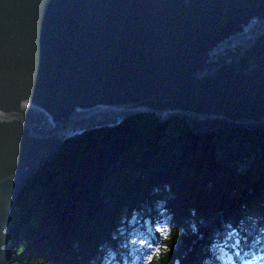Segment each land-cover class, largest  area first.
<instances>
[{
  "label": "water",
  "instance_id": "obj_1",
  "mask_svg": "<svg viewBox=\"0 0 264 264\" xmlns=\"http://www.w3.org/2000/svg\"><path fill=\"white\" fill-rule=\"evenodd\" d=\"M141 113L264 131V0H0V264L29 178Z\"/></svg>",
  "mask_w": 264,
  "mask_h": 264
},
{
  "label": "trees",
  "instance_id": "obj_2",
  "mask_svg": "<svg viewBox=\"0 0 264 264\" xmlns=\"http://www.w3.org/2000/svg\"><path fill=\"white\" fill-rule=\"evenodd\" d=\"M137 228L146 264H264V131L141 113L68 139L16 201L8 264H135Z\"/></svg>",
  "mask_w": 264,
  "mask_h": 264
},
{
  "label": "rangeland",
  "instance_id": "obj_3",
  "mask_svg": "<svg viewBox=\"0 0 264 264\" xmlns=\"http://www.w3.org/2000/svg\"><path fill=\"white\" fill-rule=\"evenodd\" d=\"M167 217L158 226V229L165 232L167 228ZM130 243L134 248L135 264H146L156 249V243L144 231L137 228L131 237Z\"/></svg>",
  "mask_w": 264,
  "mask_h": 264
}]
</instances>
